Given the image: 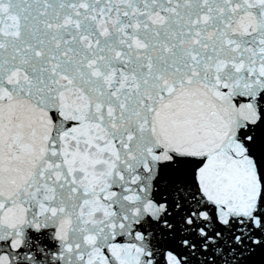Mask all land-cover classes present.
<instances>
[{
  "label": "snow or ice",
  "instance_id": "6c2138e0",
  "mask_svg": "<svg viewBox=\"0 0 264 264\" xmlns=\"http://www.w3.org/2000/svg\"><path fill=\"white\" fill-rule=\"evenodd\" d=\"M0 264H264V0H0Z\"/></svg>",
  "mask_w": 264,
  "mask_h": 264
}]
</instances>
